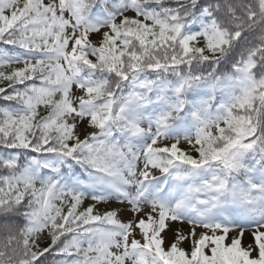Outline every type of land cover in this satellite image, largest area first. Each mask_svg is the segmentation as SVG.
<instances>
[{"label":"snow or ice","instance_id":"6c2138e0","mask_svg":"<svg viewBox=\"0 0 264 264\" xmlns=\"http://www.w3.org/2000/svg\"><path fill=\"white\" fill-rule=\"evenodd\" d=\"M0 264H264V0H0Z\"/></svg>","mask_w":264,"mask_h":264},{"label":"rangeland","instance_id":"374dc122","mask_svg":"<svg viewBox=\"0 0 264 264\" xmlns=\"http://www.w3.org/2000/svg\"><path fill=\"white\" fill-rule=\"evenodd\" d=\"M174 227H180L182 228L185 232H187V230L191 227L190 225L188 224H177V225H174ZM204 229L203 228H197L196 231L197 233H199L200 231H203ZM168 236L169 238L171 237V232L168 233ZM245 243H248L249 240H250V237H248V235L246 234L245 235ZM186 249L190 248V244L188 242H186L184 245H183Z\"/></svg>","mask_w":264,"mask_h":264}]
</instances>
